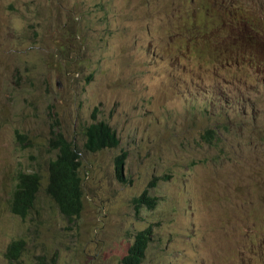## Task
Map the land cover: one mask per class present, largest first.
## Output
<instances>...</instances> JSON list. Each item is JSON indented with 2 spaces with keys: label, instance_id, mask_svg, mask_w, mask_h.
<instances>
[{
  "label": "rangeland",
  "instance_id": "rangeland-1",
  "mask_svg": "<svg viewBox=\"0 0 264 264\" xmlns=\"http://www.w3.org/2000/svg\"><path fill=\"white\" fill-rule=\"evenodd\" d=\"M228 4L0 0V264H12L6 250L22 238L23 264L41 255L118 264L150 227L141 264H264V38L236 34L242 18L264 31V0ZM194 7L201 18L190 16ZM206 38L247 50L230 59L195 42ZM94 110L119 144L80 153L84 209L70 222L46 195L48 140L61 132L82 150ZM15 130L28 144L16 143ZM121 152L127 185L115 178ZM20 170L41 177L26 220L8 210ZM145 189L158 202L136 213Z\"/></svg>",
  "mask_w": 264,
  "mask_h": 264
},
{
  "label": "trees",
  "instance_id": "trees-1",
  "mask_svg": "<svg viewBox=\"0 0 264 264\" xmlns=\"http://www.w3.org/2000/svg\"><path fill=\"white\" fill-rule=\"evenodd\" d=\"M194 12L190 16L192 18H201ZM196 30L200 24H186V30ZM189 38V36H188ZM172 47V45H170ZM18 80H21L17 76ZM93 123L84 128L85 143L84 151L93 154L94 152L112 148L118 145L119 140L116 134L104 123H96L95 111L91 116ZM218 131L216 128H211L208 131L205 139L209 141L214 138V133ZM59 133V132H58ZM16 139L19 142L26 141V137L19 132H15ZM51 148L58 151L55 161L49 163L47 168V188L46 193L51 197L58 207L62 216L74 222L80 217L84 207L82 179L78 173L81 168L80 157L77 156L76 151L71 145L64 140L61 134L55 135L51 141ZM125 157L121 156L116 159V173L121 183H126L122 169ZM150 186H155V182L150 183ZM39 189V176L36 174H22L17 176V183L12 192L10 199L9 211L11 214L26 218L31 211L34 210L35 195ZM158 198L149 194V189L133 199L132 204L136 213L140 209H152L156 206ZM153 234V228H147L135 234L134 240L128 249L127 255L118 264H141L146 249L150 246ZM27 243L25 239H18L9 244L5 257L12 264H23L22 257L26 252ZM36 264H52L44 256L36 257Z\"/></svg>",
  "mask_w": 264,
  "mask_h": 264
},
{
  "label": "clouds",
  "instance_id": "clouds-1",
  "mask_svg": "<svg viewBox=\"0 0 264 264\" xmlns=\"http://www.w3.org/2000/svg\"><path fill=\"white\" fill-rule=\"evenodd\" d=\"M217 5V4H216ZM252 22L250 21V20H247V19H245V18H242V22H240V24H236V26H237V30H236V34H240L241 36H244V37H247V36H254L255 35V38H258V37H262V38H264V31L263 30H259V29H256V30H252V28H250V26H252ZM257 26V25H256ZM190 31V30H189ZM244 43H247V41H244ZM253 43V46H256V45H258L259 44V42L258 41H254V42H252ZM206 44H208V46H210V48L206 45ZM203 45L205 46V48L207 49V50H214L215 48L221 53V54H230V50H227V51H222L221 49H219V48H217L216 46H215V39H207L206 38V40H204V42H203ZM234 50H236V53H234V54H230V59H232V58H236V57H240L241 55H243L245 52H246V48H234ZM95 111V114H96V110H94ZM94 113V112H93ZM92 116V115H91ZM92 120V119H91ZM104 123L105 125H107L110 129H111V131H113L115 134H116V132L107 124V123H105L104 121H98L97 119L95 120V122H94V124H96V123ZM92 123H93V121H92ZM91 124V123H90ZM89 125V124H88ZM86 127V126H85ZM84 127V128H85ZM84 128H83V144H82V150H80L78 147H76L72 142H70L69 140H67L66 139V137L61 133V132H54V131H51V133H50V138H49V140H48V150L49 151H51V152H55V158H56V156L58 155V151L56 150V149H52L51 148V141H52V139H53V137L55 136V135H58V134H61L62 135V137L64 138V140L65 141H67L70 145H71V147L76 151V153H77V156H79L80 157V153L83 151L84 153H86L85 151H84V143H85V135H84V133H85V131H84ZM15 132H19V130H15L14 131V138H15V141H16V143L17 144H20V145H22V146H24V144H28L27 142H28V137H27V135H25V134H22V135H24L25 137H26V141H23V142H19L17 139H16V136H15ZM20 133V132H19ZM21 134V133H20ZM116 136H117V134H116ZM117 138H118V136H117ZM119 140V139H118ZM119 144V143H118ZM118 146V145H117ZM117 146H115V147H117ZM114 147V148H115ZM107 149H109V148H106V149H104V150H107ZM101 151H103V150H101ZM97 152H99V151H97ZM97 152H94V153H97ZM87 154H90V153H87ZM121 156H124L125 157V160H124V165H123V169H122V173H123V177H124V179L126 180L125 182L126 183H123V184H125V185H127L128 183H129V180H128V176L126 175V173L124 172V169H125V166H126V161H127V153L126 152H121L119 155H117L114 159H115V178H117L118 179V176H117V173H116V159L118 158V157H121ZM55 158L54 159H50L48 162H47V168H48V166H49V163L50 162H52V161H55ZM84 172H86V170L84 171ZM20 173H22V174H36V175H38L39 176V189H38V191H37V193H36V195H35V201H36V197H37V194H38V192H39V190H40V183H41V177H40V174L38 173V172H34V171H31V172H28V171H24V170H20V171H18L16 174H15V176H14V180H13V182H14V186H13V190L15 189V186H16V183H17V176L20 174ZM78 173L80 174V168H79V170H78ZM48 175V174H47ZM80 178H81V176H80ZM82 179V184H81V187H82V192H83V200H84V189H83V178H81ZM118 181L119 182H121L119 179H118ZM48 184H46V186H47ZM13 190H12V192H13ZM12 192H11V195H12ZM46 195L49 197V195L46 193ZM49 198H51V197H49ZM10 199H11V197H10ZM54 202V201H53ZM35 205V204H34ZM9 206H10V201H9V204H8V210H9ZM35 209V208H34ZM83 209H84V207H83ZM83 209H82V211H83ZM10 212V211H9ZM31 213H32V211L30 212V214L26 217V218H23V220H26V219H28L29 218V216L31 215ZM82 213V212H81ZM11 214V213H10ZM61 214V213H60ZM12 215H14V216H16V217H18L17 215H15V214H12ZM62 215V214H61ZM81 215V214H80ZM135 236V235H134ZM133 240H134V237H133Z\"/></svg>",
  "mask_w": 264,
  "mask_h": 264
},
{
  "label": "bare ground",
  "instance_id": "bare-ground-1",
  "mask_svg": "<svg viewBox=\"0 0 264 264\" xmlns=\"http://www.w3.org/2000/svg\"><path fill=\"white\" fill-rule=\"evenodd\" d=\"M237 1H239V0H230V4H228L229 10H234L233 8H235V2H237ZM218 3L219 2H213L212 1V4H218ZM231 19H234L237 21L241 20V18L237 14H228V16H226L225 21H229ZM203 41H204L203 39H199L195 42H203ZM169 48H174V47L169 46ZM193 51L195 54H200V50H198V48H193V50H192V48H190V50H188V48H176V54H188V52H190V54H193ZM230 54H233V53H230ZM230 54H226L224 56H230ZM216 56L218 58L219 55H216ZM200 57H204L206 59V54H200ZM218 60H219V58H218Z\"/></svg>",
  "mask_w": 264,
  "mask_h": 264
}]
</instances>
